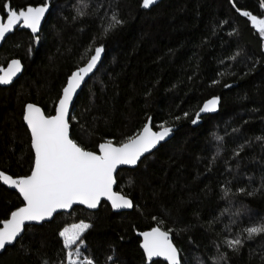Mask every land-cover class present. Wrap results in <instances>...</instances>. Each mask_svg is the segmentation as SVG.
I'll return each mask as SVG.
<instances>
[{"label":"trees","instance_id":"obj_1","mask_svg":"<svg viewBox=\"0 0 264 264\" xmlns=\"http://www.w3.org/2000/svg\"><path fill=\"white\" fill-rule=\"evenodd\" d=\"M5 3L17 12L41 3L48 10L37 34L15 27L0 39V68L12 57L23 65L0 86L1 171L28 174L24 103L52 114L66 77L96 47L101 59L70 109L71 139L95 151L106 140L124 142L146 121L178 126L134 167L115 172L114 189L130 209L74 205L25 225L0 264H64L59 233L78 221L90 227L76 256L94 264H166L139 246L136 232L154 226L171 230L180 264H264V233L248 239L245 231L264 224V35L243 15L264 19V0H159L147 9L142 0H0L4 20ZM113 13L122 23L105 32ZM213 95L217 109L190 125ZM21 203L0 180V221ZM237 237L243 244L229 248Z\"/></svg>","mask_w":264,"mask_h":264},{"label":"snow or ice","instance_id":"obj_2","mask_svg":"<svg viewBox=\"0 0 264 264\" xmlns=\"http://www.w3.org/2000/svg\"><path fill=\"white\" fill-rule=\"evenodd\" d=\"M155 2L156 0H142V7L147 9ZM3 7L7 11V22H0V39H3L15 26H19L21 21L23 27L30 29L34 34L37 33L41 18L46 11V6H29L19 12L12 10L10 3H5ZM77 14L84 15L79 9ZM243 15L250 16L252 23L264 34V19L258 20L248 12H244ZM120 23L122 21L113 13L104 31L108 32ZM103 51L102 46L96 47L86 65L78 68L67 78L58 103L54 105L55 115L45 116L35 104L30 103L25 106L23 119L31 133V147L35 153L34 167L30 175L16 179L0 172V180L18 189L25 202L24 206L11 212L9 219L0 221L3 224V227H0V250L13 244L21 236L25 222L44 221L52 217L57 209H67L76 202L86 204L89 208H96L101 197H107L111 200L113 209L131 208L133 204L127 196L112 192L115 183L113 173L118 165H136L143 154L165 140L173 131L171 127L164 125H161L160 131H153L148 124H145L142 131L129 137L127 142L119 146L113 144L111 140L99 144L98 153L85 150L70 138V106L85 77L97 66ZM21 70V62L12 60L8 69L0 75V84H9ZM218 100L219 98L213 97L206 101L196 113L197 119H193L192 123H197L201 113L215 111ZM187 115L185 113V116ZM216 140L220 141L222 137L217 136ZM89 227V224L81 221L63 229L59 235L63 238L64 248L75 247L76 252L79 253L81 245L84 244L82 234ZM170 231H162L160 227H154L151 231L142 233L143 248L149 258L164 256L169 264H180L178 250L169 237ZM245 231L248 234L247 238L251 239L254 235L264 233V224L249 227ZM226 243L229 248L238 250L243 240L237 237L227 240ZM66 259L67 264H77V260L73 259L72 251L67 252ZM44 264H48V261H44ZM80 264H94V262L84 258Z\"/></svg>","mask_w":264,"mask_h":264},{"label":"water","instance_id":"obj_3","mask_svg":"<svg viewBox=\"0 0 264 264\" xmlns=\"http://www.w3.org/2000/svg\"><path fill=\"white\" fill-rule=\"evenodd\" d=\"M157 1H159V0H156V2H157ZM29 6H31V7H41V6H46V11H45V13H44V16L41 18V23H40V26H41V24H42V22H43V20H44V17H45V15H46V13H47V10H48L47 4H46V3H41V4H36V5H28V6L24 7V8L21 9V10H26ZM19 11H20V10H19ZM19 11H18V12H19ZM0 22H3V23H6V22H7V20H6V21L3 20V17H2V15H1V13H0ZM40 26H39V29H40ZM15 27L23 28V29L27 30V31H28L30 34H32V35H35V34H37V33L39 32V30H38L37 33H35V34L32 33L30 29H28V28H26V27H23V25H22V21L20 22V25H19V26H15ZM15 27H14V28H15ZM6 34H7V33H6ZM93 54H94V52L92 53V55H93ZM101 55H102V53H101ZM90 58H91V56H89V57L87 58V60H86L83 64H81L79 67L73 69V70L68 74V76H67L66 79H65V82H64L63 86L61 87V90H60L59 96H58V98H57L55 104L58 103V99H59L60 95L62 94V88L65 86V84H66V82H67V78H68V77H69L74 71H76L78 68H80V67H84ZM14 59H15V60H19L17 57H12L11 59H9L8 62L6 63V65H5L4 67L0 68V75H3V74H4V71H6V70L8 69V65H9V64L11 63V61L14 60ZM19 61H20V60H19ZM20 62H21V61H20ZM98 62H99V61H98ZM97 64H98V63H97ZM21 65H22V63H21ZM22 68H23V65H22ZM95 69H96V67L93 69V72L95 71ZM21 71H22V70H21ZM93 72H92V73H93ZM20 73H21V72L17 73V75H16L15 77H13L12 81H13L14 79H16V78L20 75ZM92 73H89L88 76L85 77V80H86V79H87ZM85 80H84V82H85ZM12 81H11L9 84H0V86H9V85L12 83ZM84 82H82L81 86L83 85ZM80 88H81V87H80ZM80 88L77 90V93L79 92ZM77 93L75 94L74 98L76 97ZM213 97H217V98H219L218 95H213V96H210L209 98H207V99H205V100H203V101L201 102V104L199 105V107H198L197 110L195 111V113H194V115H193V118H192L191 121H190V125L195 126V125H197V124L199 123V121H200V117H199V119H198V121H197L196 124H193V123H192V120H193V119H197V117H196V113L199 112L200 108L203 107V105L205 104L206 101L212 99ZM218 101H219V100H218ZM30 103H31V104H35V105L38 106L39 108H40V106H39L38 104L34 103V102L28 101V102H25V103H24V105H23V109H22V120H23V123H24V125H25L27 131H28V134H29V143H30V147H31V133H30V130H29V128H28L26 122H25L24 119H23L24 111H25V106H26L27 104H30ZM55 104H54V105H55ZM71 106H72V105H71ZM71 106H70V109H71ZM217 107H218V104H217ZM40 109H41V108H40ZM216 109H217V108H216ZM41 110H42V109H41ZM42 112H43V110H42ZM213 112H214V111H213ZM43 113H44V112H43ZM207 113H212V112H204V113H201L200 116H201V115H204V114H207ZM55 114H56V113H55V107H54V109H53V113H52V114L46 115V114L44 113L45 116H52V115H55ZM145 124H148V125L151 127V123H150V121H146V122L143 124V126L139 129L138 132H140V131L143 130V127H144ZM177 126H178V125H169V126H167V127H171V128L173 129V131L170 133V135H169L168 137H166L165 140L160 141V142H159V143H158L153 149H151L149 152L143 154V155L141 156V158H142L144 155H147L148 153H150L152 150H154V149H155L160 143H162V142L168 140V139L173 135V132L175 131V129L177 128ZM160 128H161V127L154 129V128L151 127V129H152L153 131H160ZM138 132H137V133H138ZM137 133H136V134H137ZM136 134H135V135H136ZM135 135H133V136H135ZM133 136H132V137H133ZM104 142H105V141H103V142H101V143H104ZM124 142H127V140H125ZM124 142H122V143H124ZM101 143H99V144H101ZM99 144H98V145H99ZM120 144H121V143H120ZM120 144H117V145L115 144V145H116V146H119ZM31 150H32V155H33V157H32V165H31V168H30L28 174H26V175H24V176L30 175V174H31V170H32V168L34 167L35 153H34V150L32 149V147H31ZM87 151H91V150H87ZM95 152H97V153L99 152L98 146H97V149L95 150ZM141 158H140V159H141ZM140 159H139V160H140ZM139 160H138V161H139ZM137 163H138V162H137ZM134 166H135V165H118V166H117V169L120 168V167H134ZM117 169H116V171H117ZM116 171H115V172H116ZM0 172H3V171L0 170ZM115 172L113 173L114 180H115ZM3 173L6 174V175H8V174L5 173V172H3ZM8 176H10V175H8ZM11 177H12V176H11ZM21 177H23V176H21ZM12 178H13V177H12ZM13 179H15V178H13ZM114 184H115V183H114ZM114 184H113V186H112V192H113V193H116V194L123 195V194H121L120 192H118V191H116V190L114 189ZM8 186H9L12 190H14V191L19 195V197H20V199H21V201H22V203H21L19 206H17L16 208L12 209V211H15L17 208L24 206V203H25V202H24V200H23L22 195L19 193V190H18V189H16L15 187H13V186H11V185H9V184H8ZM127 198L130 199L129 197H127ZM101 201H105L106 203H108V205L110 206V208H111L112 210H114V211H120V210H128V209H130V208L113 209V207H112V202H111V200H109L107 197H101L99 203H100ZM99 203H98V205H99ZM74 205L82 206V207H84L85 209H88V210H94V209L97 208V207H96V208H89L86 204H81V203H79V202L74 203L72 206H74ZM98 205H97V206H98ZM72 206H71V207H72ZM71 207H69V208H67V209H57V211H56L55 213H58V212H66V211H68ZM12 211H11V212H12ZM11 212L9 213L8 217L5 218V219H3V220L9 219V218H10V214H11ZM55 213H53V215H54ZM51 218H52V217L47 218V219L44 220V221H48V220H50ZM3 220H2V221H3ZM44 221H40V222H36V221L25 222V225H28V224H40L41 222H44ZM0 227H3V224H2V223H0ZM154 227H159V226H154ZM154 227H151V228L146 229V230H143V231H137V232H136V235H137V237L139 238V246H140V249H141V251H142L144 257L147 258L148 260L159 259V260L164 261L166 264H169V261H168V260L166 259V257H164V256H157V257L149 258V257L147 256V254H146L144 248H143L144 237H143L142 233H144V232H149V231H151V229L154 228ZM161 230H162V231H165V230H163L162 228H161ZM170 240H171V239H170ZM171 242H172L173 246L177 249V247L175 246V244L173 243L172 240H171ZM11 245H12V244H11ZM8 246H10V245H8ZM6 247H7V246H6ZM6 247H5V248H6ZM5 248L2 249V250H0V253L3 252V251L5 250ZM177 250H178V249H177ZM178 258H179V251H178Z\"/></svg>","mask_w":264,"mask_h":264},{"label":"rangeland","instance_id":"obj_4","mask_svg":"<svg viewBox=\"0 0 264 264\" xmlns=\"http://www.w3.org/2000/svg\"><path fill=\"white\" fill-rule=\"evenodd\" d=\"M249 19H250V22H251V24L253 25V27L256 29V31L260 34V35H264V34H262L259 30H258V27L256 26V25H254L253 23H252V21H251V18L249 17ZM257 19L259 20V19H263V18H258L257 17ZM81 221H78V222H74V223H71V224H68V225H66L65 227H63V229H65V228H70L72 225H76V224H79ZM84 223H86V222H84ZM87 224V223H86ZM62 229V230H63ZM61 230V231H62ZM62 240H63V238H62ZM68 251H72L73 252V259H76L77 260V264H80V261H82L81 259H79V258H77V252H76V250H75V247H73L72 249H67V252ZM64 264H67V259H65V263Z\"/></svg>","mask_w":264,"mask_h":264},{"label":"flooded vegetation","instance_id":"obj_5","mask_svg":"<svg viewBox=\"0 0 264 264\" xmlns=\"http://www.w3.org/2000/svg\"><path fill=\"white\" fill-rule=\"evenodd\" d=\"M4 20V19H3ZM7 20V19H6ZM6 20H4V21H6Z\"/></svg>","mask_w":264,"mask_h":264}]
</instances>
